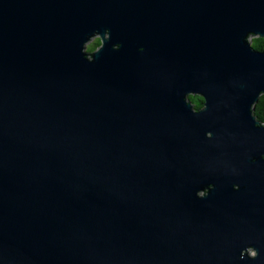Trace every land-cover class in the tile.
Here are the masks:
<instances>
[{"label":"water","instance_id":"obj_1","mask_svg":"<svg viewBox=\"0 0 264 264\" xmlns=\"http://www.w3.org/2000/svg\"><path fill=\"white\" fill-rule=\"evenodd\" d=\"M255 36L264 0H0V264H264Z\"/></svg>","mask_w":264,"mask_h":264},{"label":"trees","instance_id":"obj_2","mask_svg":"<svg viewBox=\"0 0 264 264\" xmlns=\"http://www.w3.org/2000/svg\"><path fill=\"white\" fill-rule=\"evenodd\" d=\"M98 44H99V40L98 42L96 41V43H94L92 48H94ZM251 45L258 50L264 51V37H260V36L252 37ZM188 98L195 109H199L200 106L202 105V101H203L202 97L198 95H189ZM253 115L259 123L264 124V94H260L256 102L254 103Z\"/></svg>","mask_w":264,"mask_h":264},{"label":"flooded vegetation","instance_id":"obj_3","mask_svg":"<svg viewBox=\"0 0 264 264\" xmlns=\"http://www.w3.org/2000/svg\"><path fill=\"white\" fill-rule=\"evenodd\" d=\"M98 40H99V44L97 45V46H95L94 48H92V46L94 45V43H96V41L98 42ZM99 45H100V38H99V36L96 34L95 36H93L89 41H88V43H87V50H90V51H93V50H95L96 48H98L99 47ZM90 48H92V49H90ZM199 96V95H198ZM201 97V96H200ZM203 102V101H202ZM203 106V103H202V105L200 106V108Z\"/></svg>","mask_w":264,"mask_h":264},{"label":"clouds","instance_id":"obj_4","mask_svg":"<svg viewBox=\"0 0 264 264\" xmlns=\"http://www.w3.org/2000/svg\"><path fill=\"white\" fill-rule=\"evenodd\" d=\"M233 187H235V185ZM255 256H256V252H253L252 257L254 258Z\"/></svg>","mask_w":264,"mask_h":264},{"label":"snow or ice","instance_id":"obj_5","mask_svg":"<svg viewBox=\"0 0 264 264\" xmlns=\"http://www.w3.org/2000/svg\"><path fill=\"white\" fill-rule=\"evenodd\" d=\"M210 136H211V133H209V137H210ZM234 185H235V184H234ZM234 185H233V186H234ZM236 187H237V185H235V187H233V188H236Z\"/></svg>","mask_w":264,"mask_h":264},{"label":"rangeland","instance_id":"obj_6","mask_svg":"<svg viewBox=\"0 0 264 264\" xmlns=\"http://www.w3.org/2000/svg\"><path fill=\"white\" fill-rule=\"evenodd\" d=\"M250 253H253V251H250Z\"/></svg>","mask_w":264,"mask_h":264}]
</instances>
